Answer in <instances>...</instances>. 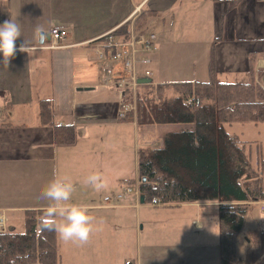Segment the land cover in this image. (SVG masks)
Masks as SVG:
<instances>
[{
    "label": "crops",
    "instance_id": "obj_1",
    "mask_svg": "<svg viewBox=\"0 0 264 264\" xmlns=\"http://www.w3.org/2000/svg\"><path fill=\"white\" fill-rule=\"evenodd\" d=\"M0 1L3 5L0 25L10 20L18 23L22 36L17 40V48L24 40L33 48L30 54L17 51L7 68L3 66L0 53V213L5 215L11 231L17 232L12 220L15 214L19 215L18 219H24L26 210L48 207L50 202L41 199V193L55 174L68 177L76 185L72 203L90 205L91 209L97 207V219L102 222L100 229L110 220L107 214L116 217L120 215L118 211H123L134 217L145 203L138 205L133 195H126L122 200H116L115 196L123 193L138 177V149L162 143L136 142L137 124L118 118L119 95L113 89L98 85L96 52L93 45L85 42L112 31L131 17H139L146 10L147 0ZM196 2L205 6L201 16L211 21L214 39L218 38L213 47L217 82L244 80L254 63L257 81L264 87V74L259 76L264 70L260 67L264 64V0ZM146 27L148 30V19ZM37 28L45 33L53 28L67 29V47L41 49ZM80 47H87L94 58L68 55ZM91 71V76H84ZM85 87L93 89L78 90ZM42 99L53 102L54 125L75 126L77 140L74 144H55L54 126L42 125L40 121L39 102ZM133 140L136 177L129 179L124 174L123 151L133 147ZM108 148L115 150L111 153ZM94 172L102 173L107 181L105 190L113 193L110 202L105 201L109 196L102 200L101 194H97V206L94 203L96 191L85 184L86 177ZM208 204L219 206L214 202L162 206H180L195 212L192 225L202 234L192 246L185 249L179 246L177 250L164 246L156 250V245L147 238L143 262L208 264L210 242L203 234H207L209 225L202 220L201 212ZM141 215L139 221H142ZM145 219L143 223L151 227L153 222ZM101 236L102 233L97 232V238Z\"/></svg>",
    "mask_w": 264,
    "mask_h": 264
},
{
    "label": "trees",
    "instance_id": "obj_2",
    "mask_svg": "<svg viewBox=\"0 0 264 264\" xmlns=\"http://www.w3.org/2000/svg\"><path fill=\"white\" fill-rule=\"evenodd\" d=\"M2 8L0 1V13ZM157 15L155 10H143L137 28H147V19ZM127 30L125 23L116 33ZM216 40L209 80L139 87L137 126L180 123L189 128L166 134L160 146L140 147L138 178L145 203L153 199L165 206L219 203L220 264H236L245 216L251 205L264 201V141L242 140L227 126L264 124V87L257 81L254 63L244 80L217 82ZM263 74L261 70L259 76ZM39 115L42 125L54 126L56 145L76 142L75 126L54 125L52 100H40ZM45 210H26L23 232H0V264H61L57 234L41 225ZM250 236L247 263L264 264V228Z\"/></svg>",
    "mask_w": 264,
    "mask_h": 264
},
{
    "label": "rangeland",
    "instance_id": "obj_3",
    "mask_svg": "<svg viewBox=\"0 0 264 264\" xmlns=\"http://www.w3.org/2000/svg\"><path fill=\"white\" fill-rule=\"evenodd\" d=\"M146 3H148L146 10L156 9L158 12L157 16L148 18V32L155 34V45L158 49L150 55L153 62L148 68L152 72L154 81L152 84L209 80L208 63L214 41V31L211 21L201 16L205 13V6L196 0H147ZM68 55L94 58L87 47L75 49ZM91 75L92 71L84 73L86 77ZM56 77L58 74L55 72ZM183 127H185L184 124L180 123L142 124L135 128L136 142L139 144H151L157 141L163 143L166 134L181 131ZM227 130L230 133L238 134L245 141H264V124L262 123L258 125L236 123L227 126ZM108 150L113 153L115 148H108ZM116 151L118 150L116 149ZM123 154L124 161H126V163L122 162L124 163L125 178L135 179L134 140L133 147L131 145V147L126 148ZM97 194H101L103 200L104 196L112 198L113 193L107 192L105 189L96 191L94 202L96 206ZM153 207L155 206L152 205V202L145 203L142 212L136 211L134 217H131L130 212L123 211H118L120 215L117 213L118 216L116 217L113 214H107V217L112 221L106 220L103 227L98 231L102 233L103 237L97 238L96 232L90 242L83 246L71 242L66 243L58 238V247L62 257L61 264H138L140 263L139 260L142 262L144 260L147 238L156 245V250L159 246L174 250L180 246L185 249L199 240L198 237L202 231L196 230L192 225L195 212L180 206ZM201 212L203 214L202 220L208 222L209 225L207 234H203V237L207 235L208 242H210L207 262L208 264H220L219 208L216 204H208L202 208ZM91 213L97 217V207L92 208ZM0 214L5 217L3 213ZM140 214H142V221L138 220ZM174 215H176L175 219ZM18 218V214L12 218L14 226L17 232H23V218ZM145 218L147 221L153 222L151 227L143 223ZM6 225L9 227L7 219ZM137 227L139 228L137 229ZM263 228L264 214L261 205L255 203L249 207L243 228L237 237L238 258L236 264H248L247 255L251 249L250 234ZM165 234L166 236H162ZM143 264L161 263L156 260L150 262L147 260ZM177 264H181V262Z\"/></svg>",
    "mask_w": 264,
    "mask_h": 264
},
{
    "label": "built area",
    "instance_id": "obj_4",
    "mask_svg": "<svg viewBox=\"0 0 264 264\" xmlns=\"http://www.w3.org/2000/svg\"><path fill=\"white\" fill-rule=\"evenodd\" d=\"M138 18V17H137ZM131 17L125 23L128 30L116 33V30L123 25L105 33L95 39L87 40L85 44L93 45L97 57L99 69L98 85L115 90L119 95L118 118L122 121H129L137 124L138 119V90L142 85L141 78H152V72L148 68L152 64L151 54L156 51V36L147 29H138L136 20ZM50 41L46 42L47 47L40 48L54 50L66 48L65 41L69 35L67 29L53 28L50 32ZM264 68V64L260 66ZM141 181L136 180L125 187L121 194L115 196L116 200H122L126 195H133L136 203H141ZM111 197L105 201L110 202ZM152 205L165 206L158 199H153ZM264 214V201L258 202ZM7 227L6 218L0 214V232L11 231Z\"/></svg>",
    "mask_w": 264,
    "mask_h": 264
},
{
    "label": "clouds",
    "instance_id": "obj_5",
    "mask_svg": "<svg viewBox=\"0 0 264 264\" xmlns=\"http://www.w3.org/2000/svg\"><path fill=\"white\" fill-rule=\"evenodd\" d=\"M21 36L20 25L13 20L0 25V53L3 55L4 67L9 66L17 51L27 54L33 51L26 40L17 48V40ZM37 37L41 48L47 47V34L40 28H37ZM85 184L97 192L107 187V181L100 172L88 175ZM76 190V185L68 177L55 174L54 179L41 193V199L50 202L41 219V225L47 231H54L62 241L83 246L100 230L102 222L91 213L90 205L71 202Z\"/></svg>",
    "mask_w": 264,
    "mask_h": 264
},
{
    "label": "water",
    "instance_id": "obj_6",
    "mask_svg": "<svg viewBox=\"0 0 264 264\" xmlns=\"http://www.w3.org/2000/svg\"><path fill=\"white\" fill-rule=\"evenodd\" d=\"M46 34L48 37L46 42H49L50 41V33H46ZM152 82H153L152 78H141V79H139V83L142 85L143 84H152ZM91 89H93V87L78 88V90H91ZM141 203L142 204L145 203V196L144 195H141Z\"/></svg>",
    "mask_w": 264,
    "mask_h": 264
}]
</instances>
